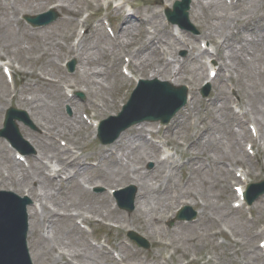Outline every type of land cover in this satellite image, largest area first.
<instances>
[{
	"label": "rangeland",
	"instance_id": "374dc122",
	"mask_svg": "<svg viewBox=\"0 0 264 264\" xmlns=\"http://www.w3.org/2000/svg\"><path fill=\"white\" fill-rule=\"evenodd\" d=\"M58 0H8L5 6V9L0 10V54L2 55L0 58H10L9 61H12L14 63L15 67H18L19 70L23 69L30 73L33 72V74L30 76V83L33 86L31 88H24L22 90V94L24 96H28L30 98H36L45 100L46 104H40L37 103L39 106L48 107L51 105L49 100V94L53 90L50 86H46L44 84L38 83V77L39 74L43 69L50 72L51 76H59V73L55 69H53V66H61L64 67L71 61L76 60V67L75 70L79 71L81 75H76L74 79H72L73 84L75 83H85L86 78L83 77L80 64H83L86 61V58L91 56L93 59V63H96L92 67V70L90 71V76H93L94 80V86L96 87L98 82L105 83V81L100 78L94 76V72H97L98 69L104 70L101 68L102 62H108L111 61L109 58H105L104 54L101 50H96V39L101 35V30L104 34L103 26L101 25L102 20L106 18L107 15L110 17H120L119 19L115 20L117 35H120V31L122 30V26H125L123 15L118 16L113 12L114 10L112 7L109 8L108 11L104 10L101 7V4H99L98 0H68L67 4L63 1L59 2V5H64L66 8L62 9L58 8L57 11L59 12L60 16H62L58 21L52 23V25H49L47 27H41L40 29H36L38 32H36L33 28L29 27L23 20V17L25 15H38L40 13L47 12L51 7L58 6L56 3ZM157 4L151 5V2L153 0H129L132 4L135 6V10L133 11L134 16L133 18H137L138 16L143 17H154L159 22L160 20H163L164 25L169 29V31L174 33V37L177 39L181 37L184 40L183 45H177L174 41L171 42L170 48L168 50V47L165 46L166 52L170 53L171 55H177V59L179 62H183L185 59H187L189 55V49L192 47H196L199 49L200 42L206 38L209 45L212 46V49L216 50V42L217 46L219 47V51H227L226 49H223L220 47V43H223L225 39H228L231 44L235 43H245V40L248 39L249 30H246L244 28V24L251 22L252 24L259 25L264 24V8L261 7L260 3L255 0H246L240 7L236 8V10H232L231 13H236V17H233L231 19L221 20L219 19V16L221 14H224V10L221 9L222 7H214L213 9H205L200 10L197 0H194L196 3L193 5L192 12L189 17V21H191L193 29L187 31L179 29L177 26L170 24L166 21L165 18V9L173 7L174 3L178 0H156ZM204 3H209L210 0H203ZM69 6V7H67ZM99 12V17H95L91 20L90 25L93 27L91 30V33L89 32L85 37V41L80 47V53H81V59L75 56H70L68 51L70 40L73 39V32H74V25L73 28L69 25L68 22L73 19V14L80 17L84 15V13L89 12L91 14L95 12ZM113 12L114 15L111 13ZM124 13L127 15L129 13V10L126 9ZM198 14V18L195 19V15ZM117 15V16H116ZM80 19V18H79ZM78 19V21H79ZM123 21V22H122ZM135 24V21H133ZM154 27V25L150 24ZM138 28L132 30V39L133 44L132 49H139L140 44L144 37L147 35V26ZM98 26V27H97ZM27 28V29H26ZM155 28V27H154ZM32 31H31V30ZM29 30V31H28ZM156 30V29H155ZM98 31V32H97ZM206 33H211L214 36V40L211 41V39H208L206 37ZM33 34V35H32ZM37 36V37H36ZM97 36V37H96ZM106 36V34H105ZM109 37V36H108ZM190 37L196 38V41L194 43H191ZM204 37V38H202ZM157 38V36H156ZM131 39V40H132ZM158 39V38H157ZM112 40V39H111ZM130 40V41H131ZM127 42V39L125 37L120 36V42ZM17 43L16 45L14 43ZM114 42V41H113ZM119 42V39H118ZM215 42V44L213 43ZM104 48H110L108 45H102ZM249 48V46H246ZM254 48V46H252ZM178 50V51H177ZM225 55V53H222ZM124 56H128L127 53L121 54L119 57L120 63H122V60H124ZM171 59V58H169ZM115 60V61H119ZM248 62L250 64L248 66H241L238 69L232 68L230 70V74H232L233 83L236 85L239 95L242 97L243 104H245V109L247 111L250 110L251 114L258 117L260 122V127H262L261 132V141L259 143L260 151H259V157H264V109L261 111L260 109L264 105V98H261L258 94L263 93L264 94V55L257 54L256 56H253L252 59L247 58ZM65 68V67H64ZM29 69V70H28ZM189 71H195L196 65L188 64ZM62 71V70H61ZM119 73V71H118ZM37 75V77H36ZM86 75V74H84ZM228 75V74H227ZM208 75L206 73V77L203 80V82L199 85L194 84L191 85L188 81L181 82L180 85H186L189 87V97L192 98L194 95L202 99V104L208 101L210 98L209 96L212 95V91L208 95L207 99H204V97L201 96V93L204 90L203 84L207 81ZM19 80V78H18ZM88 82V81H87ZM8 90L7 86H4L2 82H0V93L4 89ZM79 89H76V96L75 100L78 103L86 104L88 101V98L90 96L88 95V92H85V87H78ZM197 89V90H196ZM124 96H126L125 103L128 102L131 94L127 95L126 89H122ZM132 93V92H131ZM78 94H83L84 98L79 96ZM189 103V102H188ZM13 106H16L19 110L26 111L27 119H24L22 123L17 122V127H19L20 135L25 140V143L23 144V149H25V153L28 159H35L38 155V150L35 146H39V144L42 142L41 139H44V135L47 132V128L49 126H52L53 128H60L61 123L59 117L52 113L50 110V107L42 108L38 107L36 109L37 112H34V115L32 111L28 108V106H22L20 105L16 100L13 101L12 98H9L5 102V98L0 102V129L3 127V123L5 121V114L6 111ZM88 105V104H87ZM206 107L198 106L197 110H192L191 113H194L193 120L191 122V131L185 133H182L180 136H177V138L172 137V135H166L164 140H168L171 142L175 148L180 149L181 151H185L184 148L179 147V144L177 143V140H180L184 143L188 138V136L191 133H197L199 127L209 124L211 120L218 117L220 103H213V100L211 102H208L206 104ZM41 109V115L39 114V110ZM74 109V108H73ZM84 109H81V111H78L79 118L81 121H83V118L81 116V112ZM86 110H92L90 105L86 108ZM184 110V109H183ZM182 110V111H183ZM181 111V112H182ZM89 112V111H88ZM179 112V113H181ZM97 113V112H95ZM178 113V114H179ZM64 114L66 116L73 118L75 114L69 113L68 109L66 107ZM93 114V113H92ZM98 114V119L104 120L107 119L110 115H102L100 113ZM177 114V115H178ZM43 115V116H42ZM94 115V114H93ZM176 115V116H177ZM175 119V118H174ZM207 119V121H205ZM98 122V121H97ZM214 122V121H213ZM158 128L163 127L161 124L156 123ZM87 125V124H86ZM87 130L78 131L72 135L66 136L67 138L59 139L57 141V146L63 148V143L70 142L69 138L73 140L78 146L81 147V151L77 154H75L77 157H82L83 159L87 158V166L90 168V165L92 162H97L99 164L98 158L95 156H90L92 154H95L97 152L98 146H104L100 145L97 136H96V130L94 127L92 128L90 125L88 126ZM236 128V127H235ZM227 129V128H226ZM24 130H27L28 133L32 136L39 137L36 140L35 145L31 143L30 139L25 138L23 135ZM228 130V129H227ZM236 131L240 132L238 128H236ZM229 132V130H228ZM55 135V133H53ZM57 135V134H56ZM164 136V135H162ZM69 137V138H68ZM81 137V139L77 142V140ZM218 137V145L219 149L221 151H224L227 155L232 157V148L229 146V141L227 140V137L224 133H222L219 137V135H216V138ZM61 140H64L65 142H61ZM6 147L7 150H9L12 154L13 152L10 150V146L6 143L4 139H0V144ZM244 143V142H243ZM112 149L113 145L107 146ZM242 152L243 150V144L241 147ZM49 151V149H48ZM75 151V150H74ZM78 151V150H77ZM76 152V151H75ZM174 153V152H173ZM125 154V153H124ZM50 155V154H48ZM47 156H42L41 158H47ZM138 155H144L142 151H138ZM175 155V153H174ZM211 155H214V153H211ZM90 157V158H89ZM186 157L184 156L183 159L180 158V156L177 154L175 156V160L179 162L187 161ZM2 153L0 154V168H2L3 163L5 161H2ZM89 158V159H88ZM257 159V158H256ZM262 161V160H261ZM260 161V164H261ZM6 166V164H5ZM135 166L141 168L147 167L148 170H153L154 165L150 163V161H139L135 163ZM153 166V167H152ZM34 167V166H33ZM100 169L97 170L98 167H94L91 170H88V172H85L81 175L79 178V182H85V181H93L92 185L88 184L85 185L89 190L90 193L82 188L79 189L75 187L72 183L66 188L63 195H60L59 199H55L54 202L59 204V206L65 207L62 209V211L71 212L74 209L85 211L90 214H93L95 211H89L85 204H92V202L99 199L101 195L104 193H107L108 189H105L104 187L100 186L101 183L98 180V177L102 173H106L107 170L103 165L99 164ZM239 167H237L235 170L237 171ZM213 173L209 174H200V176H195L196 181L189 186L183 185V179L185 178L186 174L183 172V170H178L176 174V185L182 189V191L186 192H193L194 194H201L202 192V185L200 184V179H203L210 183L211 177ZM251 180L254 182L264 180V173L261 170L252 169V172H250ZM108 181V179H107ZM81 182V184H82ZM152 184V182H149ZM3 188H12L11 186H3L0 183V189ZM14 189V188H12ZM98 189V190H97ZM101 189V190H100ZM16 190V188H15ZM224 190L221 191V194H223ZM203 193V192H202ZM233 196L234 190L232 189ZM110 195V193H108ZM206 195H208V198L204 195V200L202 202L208 207L205 213H202L201 207L195 209L192 205L189 206L193 210H198L199 212L203 214H207L212 219L216 220L217 227L214 229H200L198 228V225L195 224L196 221L192 223H188L190 226L186 230H181V226H184L183 224H187V222H177L174 223L176 220V213L180 211L182 208H186L187 206L181 205L178 209L177 205H171L170 209L166 213H159L163 212L164 209L161 208L159 211H154V208H156V204L154 202H149L147 205H143V211L146 213L145 217H142L143 221H137L136 223L132 224L130 222V218L133 219L135 216L128 215V213L123 212L124 217L127 221H129L125 225V231L124 232H117L115 228L116 221H113V218H107L106 220L99 223L100 226H94L95 230L100 229L103 234L107 237L108 233H110V242L114 243L115 245H119L121 252L124 254L127 262L130 264H135L134 262H131L130 260L136 261L137 257L134 253L131 252V250L136 251L140 254L141 258H150L152 257L158 264H163L162 262H167V264H202V260H205V262H208V259L211 258V261L208 262V264H243L239 263L237 259L243 261V256L248 255L251 253V251L255 248L258 249V242L260 240H263V238L258 239L257 242H251V240L246 239L247 231L248 233L252 232L257 235V233L260 231L261 226L259 225V221L264 222V197L260 198L256 201V203L253 205V208L249 211H235L233 212L230 205V199H226L228 202V205L218 199V195L213 187L210 186V189H207L205 192ZM108 196V195H107ZM58 197V196H57ZM56 197V198H57ZM112 199V198H111ZM109 199L110 201H112ZM50 202L54 203L53 200H49ZM141 201V199H140ZM202 203H200L201 205ZM100 210L98 211L101 215L107 214V211L105 208L109 209V205L106 200H103L101 202ZM115 205V204H114ZM96 206V205H95ZM97 207V206H96ZM153 207V208H151ZM251 213L252 217L249 215ZM153 214L158 216L162 215V218L165 219V221L160 226L159 230H156L152 226H146L145 221H147L148 217ZM91 216V215H88ZM252 218V219H251ZM97 220H99L97 218ZM69 223V221H68ZM67 223V220H63L60 225L55 226H49L48 232H44L43 235H45L47 238H49V242L41 243L40 245H37L34 242V237L30 238V245L32 247V252L34 253V256L37 257V261L35 264H63V260H61V256H59L58 252L60 253L64 252L67 255L74 258V263L76 264H104L103 259L106 260V258L98 257L97 254H94L90 251H85V258L84 260L82 258H79V254H81V250L83 249L84 244L80 247V245H75L70 238L68 234L64 232L65 229L70 228L69 224ZM247 223L251 224L253 223L254 227H250V231L247 230L248 227L246 226ZM242 226H245V232L241 231ZM135 230L140 235H143L147 241H150L152 246L149 251H145L143 249H140L137 247L133 242H131L127 236L129 230ZM230 236H227L225 233V230L231 232ZM164 230V232H162ZM213 230V235L216 231L219 233H224L225 235H217L214 237L209 236V233ZM169 232V233H167ZM172 232L174 234H172ZM74 235H77L75 233H72ZM97 237V235L95 234ZM90 239L93 237L90 236ZM100 239V237H97ZM105 238V237H104ZM242 240L244 241L238 242L235 247L234 240ZM126 241L129 243V247L125 246V244L121 245V242ZM160 242H163L166 245H169L172 243L171 249H165L163 245H161ZM160 243V244H158ZM223 243V244H221ZM55 246V249L57 252L54 251L53 247ZM106 248H111L109 245L106 246ZM197 251V252H196ZM94 254L95 256L92 257ZM182 254H185V258L182 256ZM158 255L160 256V259H158ZM196 255V256H195ZM195 257L196 260L193 261V263H190L191 260ZM163 259H165L163 261ZM246 262H249L250 264H255L252 260L251 256H248L245 259ZM110 263V261H108ZM137 262V261H136ZM154 262V261H153ZM152 262V264H154ZM127 263V264H128ZM203 263V264H204Z\"/></svg>",
	"mask_w": 264,
	"mask_h": 264
},
{
	"label": "bare ground",
	"instance_id": "6f19581e",
	"mask_svg": "<svg viewBox=\"0 0 264 264\" xmlns=\"http://www.w3.org/2000/svg\"><path fill=\"white\" fill-rule=\"evenodd\" d=\"M62 1L65 3L68 2V0ZM197 1L200 10H205L208 8L213 9L217 6L222 7L221 9L224 10V14H221V16H219V19L226 20L236 17L237 12L231 13V11L236 10V8L240 7V5H242L246 0H239L237 5L232 7L227 6L223 0H210L209 3H204L202 0ZM255 1L259 2L261 7L264 8V0ZM154 4H157V2L155 1L151 3V5ZM0 8L2 10L5 9L2 0H0ZM194 17L195 19H197L199 16L198 14H196ZM75 20L76 17H74L71 22H68V26L71 25L72 27ZM150 23H153L156 27V34L159 37V44L161 43L164 45H171L170 41L172 38V33L163 26V23H161V21L159 22L154 17L139 16L137 19H135V24L133 23V21H128L126 23V27L124 26L122 28L121 35L127 39V42L119 43L118 46H116L112 41H110L107 36L102 34L99 37L96 36L97 39L95 48L96 50L104 51L106 55H110L116 60L118 59L121 53L127 50H131V45L133 44V35L131 31L136 27L142 29L145 24ZM244 28L246 30H249L248 39L245 40L244 44H231L228 39H225L223 43H220V47L226 49L227 51L216 50V60L220 62V71H228L229 68L238 69L241 66H248L250 62H248L247 58L250 57V59H252L253 56H256L257 54L264 55V24L255 25L251 22H248L244 24ZM205 35L208 39L214 40V36L211 33H206ZM191 39L193 40V42L195 41V38ZM177 42L180 43V41ZM14 44L16 45L17 43L15 42ZM102 45H108L110 49L106 50ZM141 45L142 46L140 47V49L130 51V54L134 60L131 63L135 65L134 73L136 77L142 75L141 78H157L162 81H169L173 85H179V82L181 81H189L192 84L200 83L202 78L205 76V67L199 64V60L201 57L205 56L206 53L202 52L200 55H197L195 54L198 53L196 48L192 49V51H190L191 56L183 63H179V67L176 68L167 61V55L161 56L157 53L156 45L152 43L151 39L149 40L147 37H144ZM246 46H249V48H247ZM252 46H254V48ZM221 53H225V56H222ZM69 54L71 53L69 52ZM111 62L113 63L114 61ZM134 62L138 63V65H136ZM102 64L108 65L107 62H102ZM188 64H192L194 66L196 65L197 72L194 73L189 71ZM81 65L82 69L84 70L82 75L86 78L88 82L85 81V83H79L78 85L84 86L86 88L85 92H88V95L90 96L87 102L89 103L91 108H93L95 112L103 115H110L111 113L117 112L124 98L122 89L128 84V81L124 79V77L120 73H118L119 69L114 67H108V69L104 70L98 69L97 72H94L93 75L102 78L105 81V84L98 82L96 83L97 86L95 87L93 85V76H90V71L92 70V67L96 65V63H93L92 57L89 56L86 58V61ZM55 67L56 66H53L52 68L54 69ZM76 74H79V72H77ZM39 81H44L47 85H50L53 88L55 87V90L51 91L49 94V103L51 105H49L48 107H50V110L53 114L59 116V119L62 122L60 128L56 129L52 126H49V128H47V132L43 136L44 139L39 145L41 151L40 154L41 156L47 155L48 149L50 148V150L52 151V158H54V160L59 164L61 173L71 174L72 176L69 180L75 187L78 188V190H80L79 178L82 174L88 172L89 168L81 166V158L75 157V155L72 154V150L61 149L59 147H56V142L53 140L52 135H54L53 133H55L54 137H57L56 134H65L66 136H68L69 134H74L78 131H82L83 129H85V126L79 119L77 120L76 117L73 121H69L67 120L68 118L66 119L63 117L62 111L64 106L66 105L67 100L63 97V93H61V89L58 85H56L52 81L46 80L45 78L40 79ZM120 81H122V83L120 85H117V83ZM25 83V85H29L27 82ZM218 90L219 92L215 96V103L220 101L221 107L219 109L218 117H212L213 119L209 124L199 127L197 133H191L186 139L185 145L182 146V148L185 149L186 155L189 156L187 164L185 165L188 176L183 180V185L190 187V185L196 181L195 176H200V174L202 173L209 174L211 173V171L213 173L211 181H209L210 183L203 179H200V184L202 185L203 193L201 192V194H194L193 192L182 191V189L178 187V185H176L174 175V173L181 168L179 164L170 163L168 161H158V157L160 155V151L158 150L160 148L148 142L144 136L145 133H147L148 131L154 132L156 124L143 123L140 125L133 126V128H131L125 134L122 135V137L117 141L116 144H114L111 150L108 148H101L96 153V157H98L99 164L103 165V167H105V169L107 170L106 173H102L98 177L101 182H103L108 187L121 186L124 185V183L128 182H132L133 184H136L137 187H139L138 198H141L142 202L140 208L136 206V211L133 215L135 217L132 219L133 222L143 221L142 217L144 218L146 215V213L142 209L143 205L146 206L147 203H149L150 201L156 204V208H154V211H159L161 208L164 209L163 212L159 213L168 212L172 204H179L180 201H190L191 203H193L194 207L200 206L202 209V213H205L208 207L204 203L200 205L199 202L201 200H204L205 197L208 198V195H206L205 192L207 189H210V186L215 189L218 195V199L224 202H226L224 197L229 198L233 195L230 191L231 186L228 183L229 179L232 176L231 172L229 171V168L233 167L237 162H239L236 160L238 157H241L242 159H247V156L244 153H239L234 149L235 145H237L239 141L238 139H236V133L233 132L232 125L235 124L238 128L242 130V139L248 138V133L246 128H244L243 125L241 126L239 124L237 117L232 114L231 107H228L227 105L229 96L227 94L226 87L220 85ZM258 95L261 98H264L263 93H259ZM193 98L194 100L193 102H191V108H188L186 112L176 117L171 123V125L165 128V131L161 130L162 132L158 131L156 134H163V138L166 139V135H172V137H177L180 136L182 133L186 134L187 132H190L192 128L191 122L194 116V113H191V111L192 109L197 110V106L200 102L198 97L194 96ZM238 100L241 104V98H239ZM67 102L72 103V101ZM21 103L27 105L34 113L37 112L36 109L40 107L37 103L46 104L47 102L45 100L43 101L41 99L36 98H33V100L29 101L28 99L23 97L21 99ZM44 107L47 108L48 111V107H46V105L42 106L41 109ZM73 107L74 109H76V112L83 108L80 103L74 104ZM205 107L208 108L207 106ZM41 109L39 110L40 115ZM263 109L264 105L260 110L263 111ZM124 111L123 114L125 115L126 112ZM143 111H145L144 113H148L146 108H143ZM205 121H207V119H205ZM255 122L257 124L259 123L257 119H255ZM226 128L229 130V132ZM222 133L226 135L227 140L229 141V146L232 148V157H230L224 151H221L219 149V140L218 137L216 138V135H219L220 137ZM25 134L28 138H30L31 142H36L37 137L29 135L27 131H25ZM80 139L81 137H79V140ZM138 151H142L144 155H138ZM1 153L2 148L0 147V154ZM114 153L118 154L116 156H113L112 154ZM211 153H214V155H211ZM147 158L153 159L155 161L156 166L153 170H148L147 167L139 168L137 166H134L136 162L145 161V159ZM37 162H39V156L36 157L35 165ZM7 163L11 165L10 167H7V172L9 176L6 177L0 171V182L17 185L15 187H19L20 192H29L31 196L37 199L39 198L40 200L42 199V197L38 195L37 191H46L49 186H52L51 183L54 181L55 177L58 176V174L60 173L58 172L53 177L47 178L43 175V171L39 170V168H36V171H32L31 174L30 171L23 170L20 163L16 161H7ZM17 172L21 174V176H19V182L14 179V176ZM167 173L169 174L167 175ZM149 182H152V184H150ZM35 183H37V187H35ZM58 186L59 189L56 191L60 192L59 195H52V197L54 198L58 196L56 199H59L60 195L64 194L62 182H60ZM223 190L224 193L221 194V191ZM103 200L108 201L105 195L92 202V204L85 205L89 211H95L94 214L102 216L98 211L100 210L99 207L102 206L101 202ZM139 202H137V204H139ZM105 209L107 211V215L105 216L106 218H113V221H116L120 225H125L127 223V220L125 219L124 215H122L117 210L108 208ZM41 210L46 211V207L42 206ZM29 214L31 215V219L32 217L34 219V228L36 227V224L42 223L40 215L34 212V209L31 208ZM65 219L68 221L70 217L53 213L51 216L45 217L43 219V223L55 226L60 225V223ZM164 221L165 219L162 218V215L158 214V216H156L151 214L148 217L147 221H145V225L147 227L152 226L156 230H159L160 226ZM196 224H198V228L200 229H214V226H216L217 222L216 220L209 217L207 214H203L202 218L199 219ZM246 226L248 227L247 230L250 231L249 226ZM189 227L190 226L188 225H184L181 226L180 229L184 231ZM240 230L245 232V226H242V229ZM66 231L69 234V240L71 238L73 240L72 242L75 245H80L81 247L82 244H84L83 248L86 247L88 251L92 250V248L86 244V241L83 238L84 233H76L75 228H72V230L71 228H68V230ZM162 232H164V230H162ZM72 233H75L77 235H74ZM172 234L174 233L172 232ZM33 235L36 236L34 240H38V245L47 242L42 237V235L39 234L37 236V234L34 232ZM246 237H249L248 231ZM259 251L260 250L257 249L252 250V260L255 264H264V259L261 258L260 255L262 254ZM94 256L95 255L92 254V257ZM109 256L112 260L111 254H109ZM137 261L138 263L143 262L141 258H139ZM4 264H13V260L7 259V262H5ZM66 264L70 263L67 262ZM248 264L250 263L248 262Z\"/></svg>",
	"mask_w": 264,
	"mask_h": 264
},
{
	"label": "water",
	"instance_id": "95a60500",
	"mask_svg": "<svg viewBox=\"0 0 264 264\" xmlns=\"http://www.w3.org/2000/svg\"><path fill=\"white\" fill-rule=\"evenodd\" d=\"M186 94L183 92L177 98H179V102L172 108V110L166 114L157 116V119H161L162 121L169 122L170 119L176 114L177 111L185 104L186 102ZM166 111L167 108L165 107ZM129 125L122 126L117 134L119 135L123 130L128 128ZM117 135V136H118ZM17 208V204L11 203L9 201L0 202V263L4 264L7 262V259L13 260V264H30L29 259L27 258V250L25 247V232L16 233L15 228L17 229L19 226H16L15 218H23V222L21 226L23 229L27 230L26 225V214L24 212L19 211L17 215L15 214ZM15 214V215H14ZM24 214V215H23Z\"/></svg>",
	"mask_w": 264,
	"mask_h": 264
}]
</instances>
